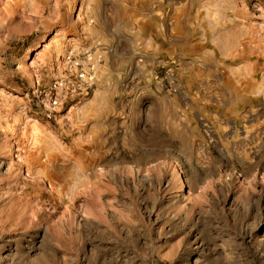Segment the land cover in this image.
<instances>
[{"label": "rangeland", "instance_id": "obj_1", "mask_svg": "<svg viewBox=\"0 0 264 264\" xmlns=\"http://www.w3.org/2000/svg\"><path fill=\"white\" fill-rule=\"evenodd\" d=\"M1 158L0 264H264V0H0Z\"/></svg>", "mask_w": 264, "mask_h": 264}, {"label": "bare ground", "instance_id": "obj_2", "mask_svg": "<svg viewBox=\"0 0 264 264\" xmlns=\"http://www.w3.org/2000/svg\"><path fill=\"white\" fill-rule=\"evenodd\" d=\"M235 138H237V135L233 136V139H235ZM9 154H10V152H9ZM28 159H31L32 162H34V163L40 162V156L36 152H32L28 155L26 153H24L23 157L22 156L18 157L17 162L26 161ZM54 161H57L56 158L52 159V162H54ZM12 167H13V164L7 162L6 158L0 159V171L5 168V170H7V172L12 173L13 172ZM122 173H123V168L121 166H116L115 170L113 171V177L115 179V182L119 181V178L122 176ZM18 174H19V176H21V173H18ZM32 175H33V173L30 171H27L24 174V176H26L27 178H32ZM48 185H49L50 189H53V186H55L51 182H49ZM64 186H62V187H64ZM183 190L184 189H183V185H182V188H180L177 192H182Z\"/></svg>", "mask_w": 264, "mask_h": 264}, {"label": "built area", "instance_id": "obj_3", "mask_svg": "<svg viewBox=\"0 0 264 264\" xmlns=\"http://www.w3.org/2000/svg\"><path fill=\"white\" fill-rule=\"evenodd\" d=\"M66 64L70 65L71 67L69 68L67 79L73 80L74 84L76 87H81L82 85L86 84L87 81L90 79L86 73V70H84L81 65L82 62L79 61H73L71 60V55L67 56L66 58ZM60 98L58 96L53 97V99L50 98L49 101V112L55 110L57 105L59 104Z\"/></svg>", "mask_w": 264, "mask_h": 264}]
</instances>
